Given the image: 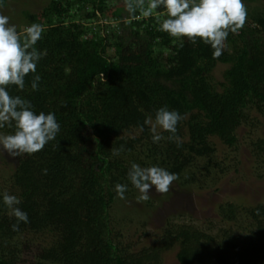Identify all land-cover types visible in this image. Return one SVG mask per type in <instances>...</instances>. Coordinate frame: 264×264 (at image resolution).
<instances>
[{
    "label": "trees",
    "instance_id": "obj_1",
    "mask_svg": "<svg viewBox=\"0 0 264 264\" xmlns=\"http://www.w3.org/2000/svg\"><path fill=\"white\" fill-rule=\"evenodd\" d=\"M10 1L0 0V7ZM147 7L144 0L130 13L126 0H51L39 13H25L30 25L43 27L35 46L46 53L35 73L41 81L34 91L29 74L23 90L8 91L31 101L37 114L55 113L60 131L43 150L15 157L7 192L21 200L16 207L29 222L13 231L17 221L0 191V264H165L162 254L175 247L179 264H264V203L247 210L244 237L232 228L213 236L194 225L169 224L155 244L132 251L113 226L111 210L120 199L115 185H127L125 196L135 188L129 155L143 152L177 176L192 167L210 176L220 167L214 139L233 147L252 112L264 115V10L246 7L245 25L229 33L222 55L213 58L199 38L194 45L158 31L157 16L166 18V10L145 15ZM220 63L231 67L216 83L212 74ZM165 106L184 117L179 146L167 131L154 143L144 124ZM135 130L139 136L129 134ZM220 215L235 222L239 207L222 205ZM27 233L51 239L23 260L20 237Z\"/></svg>",
    "mask_w": 264,
    "mask_h": 264
},
{
    "label": "rangeland",
    "instance_id": "obj_2",
    "mask_svg": "<svg viewBox=\"0 0 264 264\" xmlns=\"http://www.w3.org/2000/svg\"><path fill=\"white\" fill-rule=\"evenodd\" d=\"M50 2L51 0L10 1L6 6L0 7V14L8 16L10 23L17 26L18 32H22L30 26L25 13H39ZM243 2L251 12L264 10V0ZM230 67L231 64H218L212 74L214 81H223L225 72ZM158 131L161 133L164 130ZM139 133V130H135L129 134L139 136ZM214 143L217 148L214 158L220 167L212 168L210 176L205 172L201 174L195 167L187 168L172 183L166 194L156 193L153 186L150 199L137 203L139 191L129 188L125 198L117 200L111 210L113 226L121 233L123 243L129 245L132 251L155 244L169 224L194 225L213 236L232 228L234 235L246 236L240 226L243 221H248L247 210L264 203V115L252 112L250 122L238 130V143L235 146H227L218 138L214 139ZM128 159L141 167H166L140 151L129 155ZM16 164V158L0 148V191L9 190ZM227 203H234L239 207L240 216L235 222L224 220L220 215V207ZM245 223L243 224L246 225ZM50 239L49 234L22 235L20 247L25 249L22 253L23 260L32 259L34 251L47 245ZM27 244L32 249L26 252ZM178 251L179 247H175L164 252V263L179 264Z\"/></svg>",
    "mask_w": 264,
    "mask_h": 264
},
{
    "label": "clouds",
    "instance_id": "obj_3",
    "mask_svg": "<svg viewBox=\"0 0 264 264\" xmlns=\"http://www.w3.org/2000/svg\"><path fill=\"white\" fill-rule=\"evenodd\" d=\"M143 2L144 0H136L135 3L133 0H126L127 10L132 13L137 7L142 8ZM158 8L166 10V18L157 16L158 31L177 39L186 37L194 45L199 38L213 49V58L222 55L229 33H238L247 19L243 0H148L147 9L142 10L145 15H152ZM42 33V25L33 23L21 34L17 26L10 23L8 16L0 14V129L5 126L14 128L12 134L0 133V148L13 157L32 155L43 150L60 131L55 113L46 114L40 111L37 114L31 101L18 95L13 96L8 91L10 86L23 90L25 77L29 74H33L32 89H39L41 76L35 73L38 62L46 53L39 51L35 46L42 38ZM100 78L105 80L103 72L100 73ZM183 118L178 111L169 110L165 106L156 110L154 119L148 116L144 124L149 126L154 143L163 139L158 131L162 129L171 133L169 139L175 140L179 146L182 141L176 135L177 125ZM122 150L123 146L120 149L112 148V153L119 155ZM127 175L140 193L136 197L137 203L150 199L149 194L153 186L156 193L166 194L172 183L178 179L177 174L163 167H141L136 163L131 165ZM114 190L119 198L124 199L127 185L117 183ZM2 197L3 204L9 210V216L16 218L17 223L12 225V229L17 231L20 222H29L28 215L16 207L21 203L17 196L5 191Z\"/></svg>",
    "mask_w": 264,
    "mask_h": 264
}]
</instances>
